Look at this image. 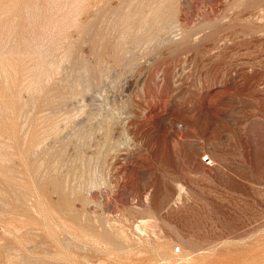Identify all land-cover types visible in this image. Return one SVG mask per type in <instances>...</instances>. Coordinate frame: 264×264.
Segmentation results:
<instances>
[{
    "label": "rangeland",
    "instance_id": "1",
    "mask_svg": "<svg viewBox=\"0 0 264 264\" xmlns=\"http://www.w3.org/2000/svg\"><path fill=\"white\" fill-rule=\"evenodd\" d=\"M0 264H264V0H0Z\"/></svg>",
    "mask_w": 264,
    "mask_h": 264
}]
</instances>
